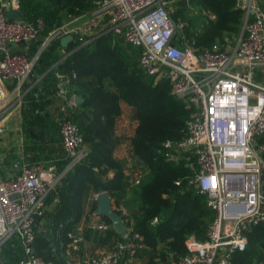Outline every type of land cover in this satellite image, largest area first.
Here are the masks:
<instances>
[{
    "label": "built area",
    "instance_id": "obj_1",
    "mask_svg": "<svg viewBox=\"0 0 264 264\" xmlns=\"http://www.w3.org/2000/svg\"><path fill=\"white\" fill-rule=\"evenodd\" d=\"M175 1L96 0L86 19L55 27L32 54L42 39L44 20L10 18L13 10L21 13V1L0 0V264H7L3 245L15 238L24 253L18 264H52L37 253V233L52 232L49 226L37 227L38 216L47 210L48 194L65 172L89 154L80 127L70 118L78 105L70 90L76 74L62 72H56V93L41 112L56 118L69 163L59 173L55 163L32 162L26 153L24 113L41 79L34 80V66L54 39L69 34L85 45L112 31L125 45L140 48V68L155 83L169 80L172 95L190 109L186 134L161 146L166 160L188 162L193 175L187 186L206 196L214 219L206 239L189 236L187 253L167 264H235L234 254L246 249L251 227L264 224V6L260 0H238L245 29L235 45L201 46L200 30L187 19L174 18ZM132 156L124 171L138 185L142 172ZM98 193L91 195L89 205ZM117 209L130 221L128 237L115 239L105 252L75 256L82 251L88 226L96 232L110 227L105 218L93 219L103 217L94 211L66 232V245L61 240L68 264H134L146 242L134 230L125 204ZM158 222L155 217L152 223Z\"/></svg>",
    "mask_w": 264,
    "mask_h": 264
},
{
    "label": "trees",
    "instance_id": "obj_2",
    "mask_svg": "<svg viewBox=\"0 0 264 264\" xmlns=\"http://www.w3.org/2000/svg\"><path fill=\"white\" fill-rule=\"evenodd\" d=\"M20 1L23 19L34 22L42 18L45 23L42 39L31 49L35 54L42 40L60 26L66 16L89 12L96 0ZM192 3L216 15V20L206 22L197 35L198 45L213 46L218 41L224 42L225 36L241 34L245 13L236 7L237 0H192ZM183 5V1L175 3L174 18L188 17ZM188 19L191 26H199L202 21L198 17ZM139 55L140 48L125 45L119 35L110 31L85 45L74 40L64 47L61 38L54 39L34 66V80L40 76L41 79L29 96L31 101L24 113L29 159L45 166L55 163L59 173L65 171L69 163L61 147L56 118L49 112H41L56 93V72L76 74L70 90L84 101L77 105L70 118L80 127L89 148L87 157L66 171L48 194L46 204L52 208L38 216L37 227L44 223L52 229L50 234L45 236L38 232L36 237L37 253L47 262L68 264L61 240L66 245L69 242L66 232L96 210V201L87 209V199L103 190L112 196L120 215L119 204H125L130 210L134 230L144 236L150 250L145 264H158L157 258L167 261L170 256L185 255L188 251L185 241L191 235L200 240L207 237L214 212L207 205L205 195L187 186V179L193 175L192 168L186 161L166 160L161 146L166 139L178 140L186 134L190 109L172 95L169 80L155 83L140 68ZM121 101L136 109L139 121L131 140L132 154L147 172L138 185L132 184L123 163L114 155L120 142L115 126L122 114ZM111 170L115 171L114 176L108 178ZM155 217L159 222L153 224ZM104 218L110 227L97 233V239L112 245L122 236L112 228L111 220ZM122 218L129 227L130 221ZM248 238L246 249L234 254L235 264L264 260V224L252 226ZM1 255L5 256L7 264H18L24 256L19 240L6 242Z\"/></svg>",
    "mask_w": 264,
    "mask_h": 264
},
{
    "label": "crops",
    "instance_id": "obj_3",
    "mask_svg": "<svg viewBox=\"0 0 264 264\" xmlns=\"http://www.w3.org/2000/svg\"><path fill=\"white\" fill-rule=\"evenodd\" d=\"M262 4L264 5V0H262ZM94 8H95V5H94L93 9ZM92 10H90V12ZM64 24L70 25L69 22L64 23ZM72 94L75 97H76V95H78L76 93H72ZM121 109H122V114L118 117L117 122H116V126H115V132L118 135L120 142L114 151V155L124 165L126 159L130 155H132V142H131V140H132L133 136L135 135V131H136V128L139 124V121L136 117V109L133 106L128 105L125 101H121ZM62 149H63V147H62ZM132 157L134 158V160L136 162V166H137L136 170L142 172V179H143V177L145 176L147 171L146 170L142 171V168H143L142 164L139 165L136 158L134 156H132ZM114 173H115V171L111 170L108 173L107 177L108 178L113 177ZM91 197L92 196L90 195L87 199L86 205H87L88 209L93 204V202L91 201V203L89 205ZM51 208H52L51 205L47 206V210H50ZM91 216H92V214L90 215V217ZM101 218H104V217H99V218L93 217V219H101ZM44 226H46L44 223L42 225H39V227H44ZM97 233H102V232H96V231H93V229L90 228L89 226L87 227L86 233H85V241L82 243V251L79 253H76L75 256H81V255L84 256L87 254L102 253V252H105L106 250L109 249V247L111 245H108L107 243H102L101 241H99L97 239L99 234H97ZM149 251L150 250L148 249V246L146 245L141 250V252L138 254V256L135 258L134 264H145L146 261L148 260ZM170 257L166 262H164V260H162L161 258H157L159 261L158 264H167L169 262V260L171 259ZM260 262H264V260H261Z\"/></svg>",
    "mask_w": 264,
    "mask_h": 264
},
{
    "label": "water",
    "instance_id": "obj_4",
    "mask_svg": "<svg viewBox=\"0 0 264 264\" xmlns=\"http://www.w3.org/2000/svg\"><path fill=\"white\" fill-rule=\"evenodd\" d=\"M8 16L10 18H18L21 16V13L19 11L13 10L8 13ZM244 29L245 27L243 26L241 33L244 32ZM72 40L73 36L70 34L61 38V42L64 47H67L69 42ZM75 100L77 104H81L84 101V98L79 95H76ZM95 212L100 216L109 218L112 223V228L123 238L128 237V230L125 221L122 216L118 213V211H116V209L114 208L113 198L107 191L103 190L97 194Z\"/></svg>",
    "mask_w": 264,
    "mask_h": 264
},
{
    "label": "rangeland",
    "instance_id": "obj_5",
    "mask_svg": "<svg viewBox=\"0 0 264 264\" xmlns=\"http://www.w3.org/2000/svg\"><path fill=\"white\" fill-rule=\"evenodd\" d=\"M178 1H183V6H185V11H186V14H187V19L189 22L190 20L188 18H195V17H198L200 18L201 21V24L199 26H192V28L194 30H202L203 29V26L206 22H210V21H214L216 20V15L207 10V9H204L198 5H196L195 3H192V0H176L174 2V5L176 2ZM261 4H262V0H260ZM95 5V3H94ZM239 1L237 0V4H236V7H239ZM263 5V4H262ZM264 6V5H263ZM90 11L89 12H82V13H79V14H72V15H68L64 18L63 20V23H67L69 22L70 25H78L80 24L84 19L87 18V16L89 15ZM236 39H237V35H231V36H225L224 38V42H221V41H218L220 44H229L231 47H233L235 45V42H236ZM71 89H72V85H71ZM4 166L1 164V161H0V177H1V172L3 170ZM142 171H145V168L143 169L142 168ZM146 175V174H145ZM188 239V238H187ZM186 243V241H185ZM166 262V260L164 261ZM252 264H264V262H260V261H257V260H254V262Z\"/></svg>",
    "mask_w": 264,
    "mask_h": 264
}]
</instances>
